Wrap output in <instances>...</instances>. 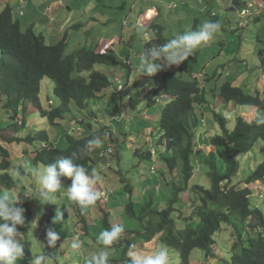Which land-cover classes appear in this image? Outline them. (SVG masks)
I'll list each match as a JSON object with an SVG mask.
<instances>
[{
  "label": "trees",
  "instance_id": "16d2710c",
  "mask_svg": "<svg viewBox=\"0 0 264 264\" xmlns=\"http://www.w3.org/2000/svg\"><path fill=\"white\" fill-rule=\"evenodd\" d=\"M144 2L150 3V0ZM22 26V20L14 16V7L7 5L0 11V94L5 97L3 107L6 111L0 123V193L7 192L15 200L23 201L22 205L16 206L25 209L26 219L29 220L33 203L25 187L21 192H16L19 179H15L13 172L18 170L20 179L29 177L30 172L24 166H47L62 157H70L73 152L77 153L73 161L75 164L85 166L89 174L93 169L96 170L98 162L93 157V151L98 147L89 144V141L107 139L115 142L111 128L105 124L96 128L91 122L85 124L83 118L79 122L84 126H79L82 129L76 132L71 128L66 129L63 121L71 110L72 102L85 109L91 99H102L108 94L112 80L106 71L96 69L98 64L109 67L126 63L122 62L113 47L97 50V45L84 46L75 53L67 54V36L52 44L48 43L44 33L36 32L33 25L26 31ZM150 26L155 30L156 36L149 43L150 47L163 45L170 40L164 36L165 26L160 23ZM46 77L54 83L53 89L58 100L56 107L47 108L42 102V81ZM150 78L153 87L148 94L170 99L163 109V135L160 144L167 147L164 153L165 164L169 171L176 174L174 188L177 192L172 202L177 203L180 201V194L189 191V183L194 175L193 156L198 146V128L204 120L199 108L210 103L209 90L206 82L198 77L182 79L176 76L174 66L151 75ZM212 78H206V81ZM211 90L215 91V88ZM218 91L224 102L264 111V97L260 91L255 94L246 92L232 79L224 81ZM50 104H54V101L51 103L50 100ZM29 112L40 114L46 121L47 129L35 130L20 137L17 134L31 126ZM214 117L221 127V133L208 138V143L216 146V151H211L205 159L209 167L207 175L211 180V188L201 184L193 186L198 201H193L194 211L191 216L185 217L186 226L183 229L178 228L176 219L172 217L173 206L160 210L151 206L154 201L152 198L140 214L135 203L128 202L125 212L130 216L144 218L148 206H151L150 211L153 213L148 222H144L142 232L132 233V239L127 236L125 247L129 253L150 255L151 249L155 248V240L178 256V262L169 264H193L192 253L195 249L207 253V264L211 259H217V264H264V215L251 202V184L256 181L264 182V161L259 163L243 183L235 181L241 168L239 156L250 152L259 140H264V113L257 114L255 118L238 116L233 129L229 126V117L223 113L214 111ZM48 126H58L61 132L69 134L70 142L66 148L52 141ZM7 130L12 131L11 137L2 135ZM70 132H76V135L72 136ZM13 144L19 148L16 155L11 150ZM27 145L35 147L31 153ZM18 157L20 165L15 163ZM222 166L225 167L224 170ZM62 183L65 191L71 185V180L62 178ZM51 206L53 211L56 210V205ZM104 215L103 226L110 229L112 223L107 220L110 213L106 209ZM157 216L160 217L159 220L156 219ZM224 224L232 228L229 259L215 253V235L223 229ZM77 239L80 240V237ZM22 244L23 264H32V243L24 241ZM136 247L139 248L135 249ZM124 259L129 264L128 254Z\"/></svg>",
  "mask_w": 264,
  "mask_h": 264
},
{
  "label": "rangeland",
  "instance_id": "374dc122",
  "mask_svg": "<svg viewBox=\"0 0 264 264\" xmlns=\"http://www.w3.org/2000/svg\"><path fill=\"white\" fill-rule=\"evenodd\" d=\"M38 1L39 0H35L33 2L36 3ZM121 1L123 0H49V2H45L39 10L43 16H46V19L51 18L54 14L57 18L58 25L60 22L66 25L65 29L67 31L64 36H67L68 39L66 49L67 54L75 53L78 49H81L84 46L92 47L93 42H98L99 49L97 47V50H107L110 47H114L124 59L129 57L131 63L136 67L135 71L137 76L134 83L139 85L137 96L140 97L145 95L144 93L146 89L153 87V83L149 82L150 76H145V74L139 70L141 51L146 48V42L149 43L151 42L150 39H152L148 32L150 33L152 31L155 33V30L150 26L153 22L165 26L164 36L170 39L189 31H196L207 21L218 22L220 24V29L213 38L202 43L201 46L195 50L194 55L189 57L184 63L179 66H174V73L182 79L198 77L201 81L206 82L209 91L211 88H215L218 84L221 85L224 81L232 79L236 82V85L243 87L246 92L252 94L256 93V89L253 87L254 85H259V82V84L256 83V81L255 84L252 83V85H249V81L241 82L243 80L235 79L238 63H241L240 71L245 72L246 77L249 75L251 76L252 74L260 76L261 69L264 68V12L257 13V8L255 7L257 5L255 2L253 3V0H247V3L242 4V7H236V0H164L166 1L165 5H163L162 0H159L158 7L156 8H158L160 12L158 13V11H155L154 15L150 11L148 16H155L152 20L145 17V14L141 19L140 27L134 26L136 24L137 16L132 17L129 20L128 25L125 26L127 20L125 19L124 9L127 8L129 11L132 0H128L129 4H120L119 2ZM151 2L152 0H150V3H144H147L146 6L154 7L155 0L153 3ZM142 3L136 2L134 5L135 9L142 7ZM168 3L172 6L166 7ZM52 5L54 6L53 14L52 10H49L48 8V6ZM174 5L176 6L174 7ZM248 8H251L252 10L248 12L243 11V9L246 10ZM22 9L24 10L22 18H24L25 13L27 14V16L22 19L24 21L22 27L23 30L26 31L28 27L32 25H28V23H32V19H34L33 15L35 14L30 12L26 2H24ZM65 14H68L70 17ZM101 16H103V18ZM67 19H69V21H66ZM33 23L38 25V27L34 28L35 31L41 32V26L43 25L40 24L39 18ZM46 28L48 29V26H46L45 29ZM140 28L144 29L143 33L139 31ZM45 29L43 31L45 34H48ZM62 37L57 36L55 39H50L48 35L47 41L48 43L55 44L59 41V38L62 40ZM128 43H130V45H128ZM118 68H121V63L109 67L104 64H98L96 66V69L106 72L109 69L112 81L114 80V73L118 71ZM262 73L263 76H260L259 79H262V82H264V72ZM213 75H216V80L206 81V78ZM216 77H213L212 79ZM53 88V81L50 78H44V81L42 82L43 90L41 98L44 106L47 108L50 106L56 107L58 105V100ZM263 92L264 85L260 90V93ZM135 99L138 100L139 98ZM4 100L5 97L0 94V123L6 114L3 107ZM50 100H53L54 104H50ZM100 100L101 99H91L85 109L79 108L74 102H72L70 104L71 110L67 113L66 120L63 121V126L66 127V129L71 128L72 126L77 129V126H84L83 123L79 122L83 120V118H85L84 121L85 124H87V121L95 122L99 117L102 119L103 116L106 115L107 122L114 120V122H111V126L113 125L115 128L119 127L120 130L123 121H127L129 123L126 127L128 133L135 134L136 139L137 137H141L143 133V130L141 129V121L138 122L137 118H133V116L131 120L124 119L121 113L117 115L113 107L110 108L109 102H107L106 99L103 100L104 102ZM166 103L167 101L163 100L162 97H155V100L152 102L149 110L150 120L146 123L149 125L150 129L149 139L147 140L146 138L144 139L141 137V139L138 140V144L144 149V153H141V155H137L136 153V150L139 148L135 149L134 145L130 146L129 140L126 141L122 133L119 134L121 140L120 150L118 152L120 153V156H122L121 166H123V172L127 173V182L135 188V191H132L131 193L128 191L117 190L111 195L107 205V207L112 209V201L115 197L117 205H121L123 210L120 213H113L107 218V220L112 223V226L118 224L124 229L119 241L115 242V245L106 249L109 252L108 259L111 264H126L124 258L127 254L129 255V251L125 247L127 236L131 235V232L136 233L143 231V221L139 217L130 216L125 212L126 204L128 202L133 201L140 214V211L143 207L147 206L152 198L154 199V203L151 206L159 207L160 210L171 208L173 206L172 217L176 219L178 228L183 229L186 226V219L176 217L178 211L184 208V216L187 215L188 217L192 215L194 210L193 201H198L195 189L193 188V185H191L188 191L191 201L187 199V203H173L172 199L176 197V188L173 187V191L169 190L167 181L164 179V175L166 174L165 170L169 171V169L164 160L163 153L165 147L160 144V139L163 135L161 123L163 109ZM231 105L233 106H229L227 110L222 108L220 111L224 116L229 118L237 116V112H241L238 110L242 107L235 103H231ZM127 106L131 107L129 105ZM253 110H255V107ZM120 111L122 112L123 110L119 108L117 112ZM131 112L134 113L135 111L132 109ZM93 116H95V120ZM255 117H257V114L255 115L254 113L253 118ZM28 119L30 120L31 126L19 132L17 134L18 136L23 137L26 133L28 134L35 130L40 131L47 129L46 121L40 114L29 112ZM229 126L232 128L235 127L230 124ZM58 128V126H48L49 133L52 137L51 139L58 146L66 148L70 142L69 134L66 133V131L64 133L61 132L62 130H59ZM76 132H70V134L73 136L76 135ZM2 135L11 137L12 131H3ZM0 141L2 140L0 139ZM4 143L7 144L6 142ZM26 147L30 153L35 148L31 145H27ZM11 150L13 155L19 153V148L15 144L11 145ZM148 151H155V159L151 160L146 157ZM263 151L264 140H259L251 150L250 155L241 154L239 156V160L242 162L243 166L241 172L238 174L240 180L245 179V176L253 172V167L256 168L259 163L264 161ZM94 153L96 152H93V157ZM18 159L19 157L15 160V163L20 165ZM200 166H203L204 169L200 168ZM24 167L28 169L31 176L29 175V177L25 178L22 176V180L15 171L13 172L15 179H19L16 192H21L23 187H25V191L32 189V191L28 193L33 205L31 204L32 216L30 219L27 220L24 213L25 225L18 226V231L21 232L18 239L21 243L24 241H30L32 243L31 250L33 253V259L38 255H46L50 257V264H85L87 257L102 250L104 247L97 242L100 233L107 229L103 226L105 220L104 202L102 203L97 200L94 205L82 209L79 205L69 201L66 193L58 192L54 194L56 198L51 201L52 204H47L48 202H43V204H41L37 199L39 196L40 185L37 182V177L33 170H42L46 165L39 164L34 168H31L30 165ZM224 168L225 167L222 166L223 170ZM96 169H98V165ZM195 169L197 172L195 173L194 179H196L199 184L211 188V180L209 176L206 175L208 170L207 164L195 166ZM169 172L172 173L171 171ZM166 175L169 179L168 173ZM98 176L100 177L99 171ZM172 176L174 177L176 174L172 173ZM158 181L162 182H160L161 190H156L154 188L153 183ZM99 182L101 188H108L110 191L118 184L113 178L106 181L103 180V178H99ZM141 182H144V189H151L147 194H144L143 192L145 191L143 190L142 192V189H140ZM31 185L33 187H31ZM119 185H121V183H119ZM253 193L254 194L251 195L252 206H257V208L264 210V187L253 189ZM180 198H184V195L180 196ZM185 200L186 199H182L181 201L184 202ZM71 202L73 204H71ZM51 205H56V207L60 208L64 213L63 221L60 222V224L52 225L51 223L55 215V210H52ZM101 205L103 208H101ZM97 207L98 209H96ZM148 208H150V206L145 210ZM91 213L93 216L94 214H97L95 217L98 216V219H92ZM82 215L85 216L86 221L82 220L79 222L78 219L81 218ZM156 219L159 220L160 217L157 216ZM144 222L147 223L148 220L145 219ZM48 227H53L60 235L56 247L53 248H49L45 240V230ZM223 227L224 228L221 231H218L215 235V253L218 254L219 257L222 256L224 259H229L231 256L229 248L233 240L232 228L228 224H224ZM79 237L82 247L76 252L71 249V244L74 238ZM130 238L132 239L133 236ZM137 246H140V248L145 247L144 245ZM138 248L139 247H136L135 249ZM156 251V248L151 249L150 255L154 254ZM168 253L169 263L174 261L178 262L177 256L172 253L171 249H168ZM206 255L207 253L204 250L195 249L192 253L193 264H207L206 262L208 258ZM212 262L217 264L218 260L213 259ZM23 263L24 257L17 262V264Z\"/></svg>",
  "mask_w": 264,
  "mask_h": 264
},
{
  "label": "crops",
  "instance_id": "0c3cea01",
  "mask_svg": "<svg viewBox=\"0 0 264 264\" xmlns=\"http://www.w3.org/2000/svg\"><path fill=\"white\" fill-rule=\"evenodd\" d=\"M33 1H35V0H28L26 2V5H27V7H29L30 12L35 14V15H33L34 19H32V23H28V25L32 24L34 26V28L38 27V25L34 24L33 22L39 18L40 24L43 25V26H41V32L42 33L45 34V32L43 30L45 29L46 26H48V29L47 28L45 29L48 32V34H45L46 37L49 35L50 39H55L57 36L58 37L64 36L65 32L67 31L65 29L66 25L63 24L62 22H60L59 25L57 24V18L53 14L54 6L53 5L48 6L49 10H52V14H53V16L51 18H48V19H46V16H43L39 10L45 4V2H49V0H39L36 3H34ZM143 1L144 0H136V1L132 0L129 11L127 10V8L124 9L125 17H126L125 19L127 20V23H125V26L128 25V22L132 17L137 16L136 24L134 26L140 27V22L142 21L141 19L145 14H146L145 17L152 20L153 17H155V16H153V17L148 16L149 12L151 11L154 15H155V11L156 12L158 11V13L160 12V10L158 8H156V7H158V1L159 0H155V2H154V0H152L151 3L154 2V5H155L154 7L146 6L147 3H144ZM162 1H163V5H165L166 1H164V0H162ZM136 2H139V3L143 2L142 3L143 6L135 9L134 5ZM254 2L257 5V6H255L257 8V12L263 13L264 12L263 11L264 0H253V3ZM11 3H14V4H11ZM119 3L120 4H122V3L129 4V1L123 0ZM235 3H236V7H238V6L242 7V4L247 3V0H236ZM253 3H251V4H253ZM7 5L14 7V16L16 18L22 20L25 18V16H27V14L25 13L24 18H22V15L24 13V10L22 9L24 6V3L22 2V0H0V11L4 7H6ZM168 6L171 7L172 5L170 3H168V5L166 7H168ZM174 7H175V5H174ZM65 15L70 17L68 14H65ZM119 15H120V13H119ZM101 17L103 18V16H101ZM66 21H69V19H67ZM23 22L24 21L22 20V24H23ZM153 23H156V22H153ZM148 34L152 37L151 42L154 41V39L156 37L154 32L151 31L150 33L148 32ZM58 40H61V39L59 38ZM151 42H149V43H151ZM146 43H147L145 46L146 48H144L141 51V54L144 53L145 49L150 47L149 43L148 42H146ZM94 45H97V47L99 49V43L98 42H93L92 46H94ZM128 45H130V43H128ZM116 52L118 53V51H116ZM121 56H120V58L122 59V62H125L126 64H123V65L121 64V68H118V71L116 73H114V80L112 81V86L110 87L106 97L102 98L100 101H103L104 99H106V101L109 102L110 108L113 107V109L115 110L117 115H119L121 113L122 117L124 119L126 118L127 120H131L132 116H133V118L134 117L137 118L138 122L141 121V125H142L141 129L143 130L141 137L144 139L146 138L148 140L149 135H150V133H149L150 129H149V125L146 123H148V120H150L149 110H150L152 102H153V100H155L156 96H154L152 94H150V95L148 94V92H150V90L152 88L146 89V91L144 93L145 95H143L142 97L137 96V92L139 91V85L137 83H134L136 81V76H137V73L135 71L136 67L131 63V60L129 57L124 59V57L123 56L121 57ZM237 66H238V68L236 70L235 79L236 80H238V79L243 80L241 82L249 81L250 82L249 85H252V83L255 84V82L257 81L256 83L259 82L260 84L258 83L259 85H254V87L253 86L252 87L256 89V92L260 91L261 87L264 85V82H262V79H259V78H260V76H263L262 72H264V68L261 69L260 76L252 74L251 76L249 75L248 77H246L245 72L240 71L241 63H238ZM107 73L109 74V69H108ZM109 76H110V74H109ZM145 76H147V75H145ZM210 78H212V76ZM216 79L217 78H214L211 80H216ZM149 80H150L149 82H152V80L150 78H149ZM219 85L220 84H218L215 87V91H212V90L209 91L208 97L210 99V103L201 105V107L199 108L200 114H202V117L204 120H203V122H201L200 127L198 128V140H197L198 146L196 148V153L193 156V161H194L195 166L206 164L205 159L209 157L210 152L213 150L216 151V146L208 143V138L221 133V127H220L219 123L215 120L214 111L220 112L222 108L224 110H227L229 106H233L230 103L224 102L222 100V98L219 95V91H218L220 86H221V85L220 86ZM42 90H41V94H42ZM260 94H262V96L264 97V92L260 93ZM135 98H139V99L136 100ZM128 99H129V101H128ZM163 100L170 101L169 98H163ZM127 105H129L131 107H128ZM241 106L242 107L238 110L241 112H237V116H233V117L229 118L230 119V125L235 126L237 117L240 115L247 117V118H252V116L254 117V113H255V115L260 114V112L264 113V111H261L260 109H258L256 107H255V110H253L254 107L243 106V105H241ZM243 107H245V108H243ZM119 108H121L123 111L117 112V110ZM132 109L135 111L134 113L131 112ZM106 117L107 116L104 115L102 119L99 117L96 121L95 116H93L95 122L92 121L91 123H93L96 128L102 126L103 124L107 125L109 128H111V130L113 132V139H115V142L111 141V140H107V139L102 140L101 146H99L97 149H95L93 151V152H96V153H94V158L98 162L97 163L98 169H96L97 170L96 172H97V175H98V171L100 172L99 178H103V180H105V181L113 178L118 183L117 186L115 188H113V190H111L109 199L106 198L105 200H102V201L100 200V202H102V203L104 202V204H105V205L103 204L104 209H106L111 215L113 213H120L121 211H123L122 206L117 205V201L115 200L116 199L115 197L112 201V209L107 207L111 195H113L115 193V191H117V190H122V191H126V192L128 191L131 193H132V191L133 192L135 191V188L133 186L129 185V183L127 182V180H128L127 173L123 172V166H121L122 156H120V153L118 152L120 150V140H121L119 138V134L122 133L124 139L126 141L129 140L130 146L134 145L135 149L139 148L136 150L137 155H141V153H144V149L142 148V146H140L138 144V140L141 139V137H137V139H136L135 134H129L128 133V130L126 129V127L128 126L129 123L127 121H123L122 126H120V130H121L120 131L119 127L115 128L113 125L111 126V122H114V120H110V122H107ZM115 120H118V119H115ZM87 123H89V122L87 121ZM230 128L233 129L232 127H230ZM161 145H163L165 147L164 144H161ZM110 147H112L114 149L113 154H109L108 152H105V149L110 148ZM166 149H167V147L165 148V150ZM142 150H143V152H142ZM164 153H165V151H164ZM250 154H251V151L244 154V155H250ZM146 157L148 159L152 160L153 159L152 152L148 151ZM164 168H165V166H164ZM200 168L204 169L203 166H200ZM242 168H243V166H242V162H241V168H240L239 172H241ZM252 169H253V171L255 170L254 167ZM208 170H209V167H208ZM208 170H207V172H208ZM165 172H166V174L168 173L169 179L167 178L166 174L164 175V179L167 181L169 190L173 191L174 180L176 179V177L175 176L173 177L172 173H170L167 170H165ZM196 172L197 171L195 169L194 175L190 180L189 187H191V185L194 186L195 184H199L197 182V180L194 179ZM207 172H206V175H207ZM251 174H248L247 176H245V179H243V180H240V177L237 176L235 181L237 183H243L246 180V178H248ZM193 179H194V181H193ZM160 182L161 181L153 183L154 188L156 190H161ZM119 183H121V185H119ZM143 183L144 182H141V184H140L141 188L140 189H142V192H143V190L145 191V192H143L144 194H147V192L150 191L151 189L150 188H148L147 190L144 189ZM153 184H151V185H153ZM128 186H130V187H128ZM150 187H152V186H150ZM262 187H264L263 181H256V182L252 183L251 184L252 195L254 194L253 189H260ZM93 188H94V191H96L97 193H100V191L103 189V188H101L99 179L95 182V184L93 185ZM31 191H32V189H29L28 191L26 190V193H28V192L30 193ZM61 192L66 193V190L65 191L62 190ZM186 193H188V192H185L184 194H180V196L184 195V198H180V201H178V202L187 203V199L190 201L191 197H190L189 193L188 194H186ZM123 194H124V192H123ZM260 196H261V194H260ZM182 199H186V200L183 202V201H181ZM153 203H154V201H153ZM103 207L101 205V208H103ZM194 207H195V204L193 205V209H194ZM254 207H257V206H254ZM96 209H98V207ZM183 209L184 208H182L181 210L178 211V213H177L178 215L176 217H181V218L186 219L185 217H187V215L184 216ZM260 210L263 212V215H264V210H262V209H260ZM152 214L153 213H151L150 208H148L147 212H145V215H144L145 217L144 218L139 217V218L142 221L145 219L149 220L152 217ZM91 215H92L91 216L92 219H96V218L98 219V216L95 217L97 214H94V216H93V214L91 213ZM84 219L86 220L85 216L82 215L81 218L78 219V221L81 222ZM143 223H144V221H143ZM132 233H134V232H131V235H132ZM131 235H128V236H131ZM154 246H155L156 250H158L162 245L159 242L157 243L154 240ZM167 249H169V248H167ZM177 259L179 260L178 256H177ZM212 260L213 259H211L209 261L210 264L213 263ZM201 264H204V263H201Z\"/></svg>",
  "mask_w": 264,
  "mask_h": 264
},
{
  "label": "clouds",
  "instance_id": "9594fccd",
  "mask_svg": "<svg viewBox=\"0 0 264 264\" xmlns=\"http://www.w3.org/2000/svg\"><path fill=\"white\" fill-rule=\"evenodd\" d=\"M219 29L220 24L218 22L207 21L196 31L186 32L167 40L163 45H155L145 49L140 56L139 70L143 74L151 76L160 71H166L172 66L181 65L194 55L195 50L202 43L211 40ZM139 31L143 33L144 29L140 28ZM89 144L99 147L102 141L94 139L89 141ZM76 156L77 153L73 152L70 157H62L42 170H33L40 185L37 199L41 204L43 202L52 204L51 201L56 198L54 194L64 189L62 178L71 180V185L66 188V196L69 201L76 203L82 209L96 203L98 193L94 191L93 185L99 176L95 169L89 174L85 166L75 164L73 161ZM16 174L20 175L18 170ZM17 204L22 205L23 201L15 200L7 192L0 193V264H17L18 260L24 256V245L18 239L21 235L18 226L25 225V209L17 207ZM63 216L64 213L60 208H56L52 225L60 224L63 221ZM123 231V227L118 224L102 231L97 242L104 246L103 249L87 257L85 264H109V252L106 249L119 241ZM59 239L60 235L53 227L46 228L45 240L49 248L56 247ZM81 247L79 239L74 238L71 249L78 252ZM129 256V264H169L168 249L163 245L152 255L144 256L130 252ZM32 264H50V257L38 255Z\"/></svg>",
  "mask_w": 264,
  "mask_h": 264
},
{
  "label": "built area",
  "instance_id": "2783aa9c",
  "mask_svg": "<svg viewBox=\"0 0 264 264\" xmlns=\"http://www.w3.org/2000/svg\"><path fill=\"white\" fill-rule=\"evenodd\" d=\"M28 0H22V2L24 3V2H27ZM176 6V5H175ZM250 10H252V9H250V8H248V9H243V11H245V12H248V11H250ZM51 103H53V101L51 100ZM82 128H80L79 126L77 127V129H76V127H71V130H73V131H79V130H81ZM105 152H108L109 154H113L114 153V149L112 148V147H110V148H107V149H105ZM152 157H153V159L155 158V151H153L152 152ZM106 189V190H105ZM105 189H102L101 191H100V193L98 194V199H101V200H105L106 198H108V196H109V193H110V190L108 189V188H105Z\"/></svg>",
  "mask_w": 264,
  "mask_h": 264
}]
</instances>
